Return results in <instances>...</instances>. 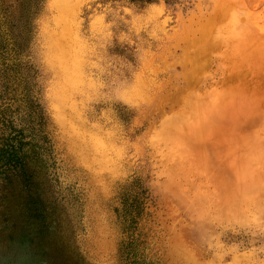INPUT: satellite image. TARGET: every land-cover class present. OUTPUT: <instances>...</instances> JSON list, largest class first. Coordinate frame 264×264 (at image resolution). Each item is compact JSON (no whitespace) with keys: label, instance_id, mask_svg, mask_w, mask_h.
I'll use <instances>...</instances> for the list:
<instances>
[{"label":"rangeland","instance_id":"obj_1","mask_svg":"<svg viewBox=\"0 0 264 264\" xmlns=\"http://www.w3.org/2000/svg\"><path fill=\"white\" fill-rule=\"evenodd\" d=\"M0 264H264V0H0Z\"/></svg>","mask_w":264,"mask_h":264},{"label":"bare ground","instance_id":"obj_2","mask_svg":"<svg viewBox=\"0 0 264 264\" xmlns=\"http://www.w3.org/2000/svg\"><path fill=\"white\" fill-rule=\"evenodd\" d=\"M60 16H65V12H61L60 13ZM64 30V29H63ZM65 31V30H64ZM57 32V31H56ZM63 36H64V34H62ZM66 36V35H65ZM62 38V37H61ZM64 38V37H63ZM61 40V39H60ZM63 41H65V40H63ZM68 42V41H67ZM61 44H62V41L60 42ZM59 43V44H60ZM64 43V42H63ZM59 44H58V46H59ZM65 44H66V42H65ZM63 46H64V44H62ZM67 45V44H66ZM68 46V45H67ZM69 46H70V44H69ZM61 47V46H60ZM59 47V48H60ZM65 47V46H64ZM63 49V47H61V50ZM65 49V48H64ZM68 49V47H66V50ZM69 49H70V47H69ZM61 50H59V51H61ZM64 51V50H63ZM67 51H69V50H67ZM66 51V52H67ZM67 53H69V52H67ZM66 53V54H67ZM54 54V53H53ZM59 54V53H58ZM58 54L57 53H55L54 54V60H56V62L58 63V65H59V59H60V56L58 57ZM60 54L62 55L63 54V52H60ZM66 54H63V55H66ZM67 56V58H68V55H66ZM64 57L65 56H63V59H64ZM72 57H73V55H72ZM66 59V58H65ZM54 60H52V61H54ZM64 61V60H63ZM62 61V62H63ZM65 62V61H64ZM77 64V63H76ZM57 65V66H58ZM65 65V64H64ZM61 66V65H60ZM63 67V66H62ZM64 69V68H63ZM75 69V68H74ZM74 69H73V71H74ZM76 70V69H75ZM66 72V71H65ZM70 72H71V70H70ZM74 73H72V75H73ZM70 75H71V73H70ZM65 77H67V76H65ZM69 77V76H68ZM72 77V76H71ZM69 79H70V77H69ZM67 80H68V78H67ZM67 84V83H66ZM67 86V85H66ZM65 89V88H64ZM63 93H64V91H62ZM63 95V94H62ZM64 96V95H63ZM71 111V110H70ZM62 120H64V119H62ZM71 122V121H70ZM72 123V122H71ZM74 126H77L78 128H81L78 124H76V123H74ZM74 131V130H73ZM82 134H84V133H81V132H77V130H76V128H75V132H74V135H75V138L78 136V137H80L81 138V140L84 142V136L82 137ZM94 142H95V140H94ZM79 148H82L81 150H83V144H80L79 143ZM86 147H85V145H84V149H85ZM89 148H92V147H90L89 146ZM96 149H97V151H98V148L96 147ZM87 150V149H86ZM87 154V153H86ZM107 159H109V158H107ZM86 163H89V161H85ZM107 162H109L108 160H107ZM97 168V167H96ZM98 169V168H97ZM255 184V183H254Z\"/></svg>","mask_w":264,"mask_h":264}]
</instances>
